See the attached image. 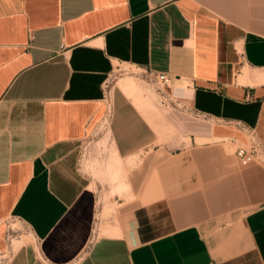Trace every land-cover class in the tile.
I'll list each match as a JSON object with an SVG mask.
<instances>
[{"label": "crops", "instance_id": "obj_1", "mask_svg": "<svg viewBox=\"0 0 264 264\" xmlns=\"http://www.w3.org/2000/svg\"><path fill=\"white\" fill-rule=\"evenodd\" d=\"M120 63L170 75L185 143L118 87L107 106ZM105 117L125 190L100 234L77 150ZM253 134L264 0H0V248L9 218L34 240L0 264H264V165L235 154Z\"/></svg>", "mask_w": 264, "mask_h": 264}, {"label": "rangeland", "instance_id": "obj_2", "mask_svg": "<svg viewBox=\"0 0 264 264\" xmlns=\"http://www.w3.org/2000/svg\"><path fill=\"white\" fill-rule=\"evenodd\" d=\"M107 82L110 95L114 87H118L150 118L157 131L158 142L172 144L174 147L185 143L183 132L181 133L178 127L185 123L187 114L184 107L177 104L179 94L174 93L177 86L154 80L148 71L126 63L117 64ZM106 103L108 106L109 99ZM106 126L105 117L98 129L81 140L77 150V167L87 177L90 182L89 187L95 192V215L97 220L101 218L98 223L100 234L107 232L106 217L112 210V206L105 203L107 198L125 190L122 159L114 151ZM96 224L91 227V237L96 234ZM4 225L8 238H12L11 244H13H6L5 247L0 248V261L9 255L17 243L34 242L30 231L21 221L9 218Z\"/></svg>", "mask_w": 264, "mask_h": 264}, {"label": "built area", "instance_id": "obj_3", "mask_svg": "<svg viewBox=\"0 0 264 264\" xmlns=\"http://www.w3.org/2000/svg\"><path fill=\"white\" fill-rule=\"evenodd\" d=\"M148 74L154 80L166 84L170 83L171 77L165 72L148 71ZM103 91L105 100H108L110 98V89L108 88L107 81H105L103 84ZM248 139L249 140L246 145H240L236 147V156L240 159L242 163H247L249 161H258L264 165V148L262 143L255 134H253Z\"/></svg>", "mask_w": 264, "mask_h": 264}]
</instances>
